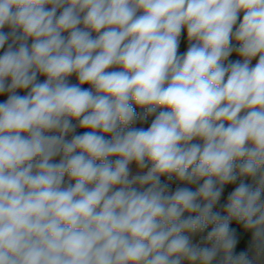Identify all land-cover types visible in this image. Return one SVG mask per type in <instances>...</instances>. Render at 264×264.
<instances>
[{"label":"clouds","instance_id":"clouds-1","mask_svg":"<svg viewBox=\"0 0 264 264\" xmlns=\"http://www.w3.org/2000/svg\"><path fill=\"white\" fill-rule=\"evenodd\" d=\"M5 26L0 264H264V0H0ZM173 175L203 184L168 194ZM231 221L249 251L234 255Z\"/></svg>","mask_w":264,"mask_h":264},{"label":"trees","instance_id":"trees-1","mask_svg":"<svg viewBox=\"0 0 264 264\" xmlns=\"http://www.w3.org/2000/svg\"><path fill=\"white\" fill-rule=\"evenodd\" d=\"M242 18H243V13H240L239 14V18L237 20V24L234 26L233 31H235V28L239 26V23L242 20ZM232 44L238 45L236 43V41H234V40L232 41ZM117 69L121 70L119 68H117ZM134 109H135V111H136V113L138 115L142 111H146V109H142V108L137 107L135 105H134ZM161 110H163V109H158L157 113L159 111H161ZM151 116H148L146 118V120H144V121L137 120V122L129 125V127L130 128H143V129L147 130V128H149L150 125H151V120H150ZM105 138L106 139H110L111 136L110 135H106ZM192 143H202V141L194 140V141H192ZM117 158L118 157H110V159L113 160V161L115 159H117ZM59 160H60V157L58 156V157L54 158L53 162L54 163H58ZM240 182H241V180L237 179V181L235 183L226 184L224 186L222 194H221V197H220L219 201L217 202V204L213 208V212H219L222 216L226 215V212L224 211V206L227 204L229 195L235 190L236 187L239 186ZM243 182L247 183V184H251L252 180H251V178H243ZM160 183L162 185L163 184H167L168 185V189H169L168 194H172L178 188H189L192 191H196L198 189V187L203 184V180H200L197 184H189V183L177 180L176 177L173 175L171 180H169L167 176H161L160 177ZM261 200L264 201V193H262V195H261ZM188 215H189L188 213H185L184 217H182V218H186ZM193 215H195V214H193ZM229 227H230L231 230H234L235 237H236V240H237V244H236V247L234 249V255H238L241 252L249 251L250 245H251V242H252V232L249 231V230L244 229L243 225L238 223V222H236V221H231L230 224H229ZM211 228H212V226H209L203 233H198L197 234V239H198L199 246H201V247L205 246L203 244V241H204V239L207 236V232L211 231ZM218 259H219V257H217V260ZM213 264H216V261H214Z\"/></svg>","mask_w":264,"mask_h":264},{"label":"crops","instance_id":"crops-1","mask_svg":"<svg viewBox=\"0 0 264 264\" xmlns=\"http://www.w3.org/2000/svg\"><path fill=\"white\" fill-rule=\"evenodd\" d=\"M46 8L50 9V8H51V5H47ZM61 11H62V9H58V11H57V16L60 14ZM140 14H142V13H138V15H140ZM82 15H83V14H82ZM0 31H3V32H5V33H9V32L11 31V29H10L8 26H5L3 29H0ZM63 35L67 36L68 34H67V33H64ZM92 35H93V37H95L97 34H96V33H93ZM180 37H181V38L183 37L182 33H181V36H180ZM9 43H12V38H11V37L9 38L8 41H6L4 48H0V56H2L3 53L7 50V47H8V44H9ZM31 43H32V41H31V39H29V41H28L29 46L31 45ZM233 45H234V44H233ZM16 46L18 47V44H17ZM234 46L238 47L239 45H234ZM237 60L242 61V57H240V56L238 55V53H236L235 51H233L232 54L228 57V60L225 61V64H227L228 61H233V62H235V61H237ZM258 60H259V56L257 55L255 58L252 59L251 64H250V67H254L255 64L258 62ZM106 71H118V69H117L116 67H114V68H109V69H107ZM70 77H71V82H70L71 84H79L78 78H77V76H76L75 74H72ZM37 79H38V81L43 82L44 80H46V77L43 76V75L38 74ZM8 82L10 83V80H9ZM82 87H84V88H90L91 86H90L89 84H84V85H82ZM29 90H30V89H23V90L18 89V90H17V94H19V95H26L27 92H28ZM8 95H9V94H8L7 92H5V93H0V103L5 102V101L7 100V98H8ZM156 114H158V113H155V114H153V115L150 117L151 123H152V121L155 119ZM88 131H91V129H89ZM71 138H72V134H70V135L67 137V139H69V140H70ZM197 140H198V139H197ZM129 168H130V173H131V175H136V174H138V173H139V174H144V173L147 172V168H145V169H140V168L137 166V164L134 163V162H132V163L129 165ZM72 182H75V181L73 180V181H71V183H72ZM64 183H65V184H68V183H69V180H68V177H67V176H65V181H64ZM191 242H192L193 244L199 245V244H198V239H197V234L191 237ZM182 264H188V262H187V261H184V262H182Z\"/></svg>","mask_w":264,"mask_h":264},{"label":"built area","instance_id":"built-area-1","mask_svg":"<svg viewBox=\"0 0 264 264\" xmlns=\"http://www.w3.org/2000/svg\"><path fill=\"white\" fill-rule=\"evenodd\" d=\"M182 35H183L184 37L187 38V30H186V28H185V29H182ZM188 47H189V41H188V39H187V45H186V47H184V48H182V47H178V55L186 53L187 50H188ZM67 79H68L69 82H71V77H68ZM72 123L78 125V121H77V120H73ZM88 130H89V129H86V128H80L79 126H77L75 132L72 133V136H73V135H76V134H82V133H84V132H86V131H88ZM74 183H75V182H72L73 185H74ZM65 185H67V184H65Z\"/></svg>","mask_w":264,"mask_h":264},{"label":"rangeland","instance_id":"rangeland-1","mask_svg":"<svg viewBox=\"0 0 264 264\" xmlns=\"http://www.w3.org/2000/svg\"><path fill=\"white\" fill-rule=\"evenodd\" d=\"M186 45H187V38L186 37H180V43H179V47H182V48H184V47H186Z\"/></svg>","mask_w":264,"mask_h":264}]
</instances>
